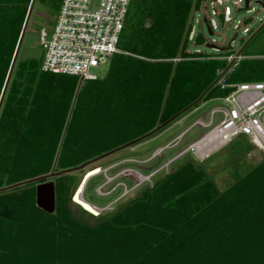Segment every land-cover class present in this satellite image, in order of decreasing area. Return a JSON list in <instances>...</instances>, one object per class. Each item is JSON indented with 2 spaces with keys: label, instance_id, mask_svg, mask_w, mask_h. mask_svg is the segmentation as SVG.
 Returning a JSON list of instances; mask_svg holds the SVG:
<instances>
[{
  "label": "trees",
  "instance_id": "16d2710c",
  "mask_svg": "<svg viewBox=\"0 0 264 264\" xmlns=\"http://www.w3.org/2000/svg\"><path fill=\"white\" fill-rule=\"evenodd\" d=\"M30 2L0 0V95ZM205 2L132 0L118 53L95 81L44 73L42 57L16 59L0 106V190L11 187L0 192V264H16L18 251L32 253L36 242L51 254L45 264H264V159L243 172L231 166L220 187L214 170L187 155L90 223L68 206L79 170L50 179V215L35 206L36 183L21 184L139 139L201 96L206 102L234 84L264 81V51H247L262 27L236 52L242 59L223 75L225 88L213 85L232 53L191 52V17ZM242 140L236 150L246 154L252 147Z\"/></svg>",
  "mask_w": 264,
  "mask_h": 264
},
{
  "label": "rangeland",
  "instance_id": "374dc122",
  "mask_svg": "<svg viewBox=\"0 0 264 264\" xmlns=\"http://www.w3.org/2000/svg\"><path fill=\"white\" fill-rule=\"evenodd\" d=\"M257 1L250 0L248 8H244L243 0H226L224 7L229 8L231 12V22L222 23L221 19L211 17L217 25V30L212 36L208 34L204 23L206 8L202 5L200 9L202 8L201 10H204V12L195 14L193 17L194 23L191 24L193 25V40H188L191 52L205 55L208 58L224 59L220 53L224 51L222 49L227 47L236 34L233 30L234 26L241 23L237 39L231 44L230 52L235 55L249 38L260 27L264 26L260 23L264 19V8L256 4ZM57 2L58 0L34 1L20 45L18 61H37L42 57L43 52L39 44V36L42 31L50 33L57 13V10L53 8ZM196 20L200 23H196ZM245 26L249 30H253L250 37L241 35V30ZM198 39L201 43L196 44ZM209 45H215L219 50L214 51L208 47ZM247 51H264V32L247 46ZM108 65L109 61L106 60L99 68L92 70V73L100 79L105 76ZM219 106H221V103L216 100L200 101L195 107L184 112L173 122L135 145L114 152L74 172L80 180L76 190L70 195L68 203L72 216L82 222L90 223L94 222L93 218H97L98 215H109L123 206L128 199L137 195L142 187L151 185L164 173L186 161L188 159L187 155L190 156L188 153L184 154L186 148L202 138L211 129L194 125L195 122L198 119L207 121L213 109ZM220 119V115H214L213 126H216ZM179 136H181V139L178 145L172 147V141ZM242 139H234L225 147L210 153L201 161L192 155L190 158L195 162L204 164L208 170H214L212 178L220 187H224L228 181L227 172L231 166L234 165L237 170L243 172L247 169L249 163L264 159V154L252 148L247 149L246 154L238 153L236 150L237 145H245ZM166 164L168 165L166 166ZM96 169L98 172L85 180V176ZM150 175L153 176L148 178ZM78 190H80L81 199L88 201L91 208H95L93 209L94 212L85 211L74 203L73 196ZM71 191L72 186L69 185V193ZM35 246V251L32 250V253L28 248H23L24 251H18L16 264H45L47 257L51 256L50 252L44 246L39 247L38 242L35 243Z\"/></svg>",
  "mask_w": 264,
  "mask_h": 264
},
{
  "label": "built area",
  "instance_id": "2783aa9c",
  "mask_svg": "<svg viewBox=\"0 0 264 264\" xmlns=\"http://www.w3.org/2000/svg\"><path fill=\"white\" fill-rule=\"evenodd\" d=\"M258 1L264 4V1ZM131 2L132 0H61L50 33L42 31L39 36L43 52L40 70L52 75L76 77L81 82L98 79L92 70L118 53L120 35ZM225 2L226 0H206L203 4L206 8L204 23L212 35L217 30V25L211 17L221 19L222 23L231 22V12L224 7ZM201 9L192 15L191 24L194 23L195 14L204 12ZM195 22L200 23L198 20ZM262 22L264 19L260 21ZM240 26L241 23H237L233 28L236 39ZM252 32L245 26L241 35L248 37ZM188 40H193V25ZM241 59L239 53L225 58L228 67L225 72L219 73L216 85L225 88L223 75L231 72ZM231 88L232 91L227 96L212 99L219 101L221 106L213 109L207 121L198 119L195 122L194 125L211 129L189 145L184 154L188 153L201 161L236 138L245 139L254 150L264 154V81L234 84ZM216 114L221 119L213 126ZM180 139L181 136L173 140L172 147L177 146Z\"/></svg>",
  "mask_w": 264,
  "mask_h": 264
},
{
  "label": "water",
  "instance_id": "95a60500",
  "mask_svg": "<svg viewBox=\"0 0 264 264\" xmlns=\"http://www.w3.org/2000/svg\"><path fill=\"white\" fill-rule=\"evenodd\" d=\"M34 1L35 0H31V2H30V5L28 7L27 14H26V17H25V20H24L20 35H19L16 47H15V50H14V53H13V56H12L10 67H9V70H8V73H7V76H6L2 91H1V95H0V106H1V102H2V99H3L4 93L6 91L9 79H10V75H11L12 69L14 67V64L16 62V59H17V56H18V53H19V49H20V45H21V42H22V38L24 36L25 30H26V27H27V24H28V20H29V17H30V14H31V11H32V8H33V5H34ZM249 2H250V0H243L244 8H248ZM257 4L260 5L262 8H264V4H262L260 1H258ZM262 27H264V26H262ZM262 27H260L252 37H254L260 31V29ZM206 29H207L208 34L210 36H212V33L210 32V30H209V28L207 26H206ZM235 40H236V35H234L232 37V39L230 40V42L228 43V45L226 47L227 50L231 49V44ZM208 47L210 49H212V50H216V51L219 50L215 45H209ZM216 81L213 83V85L216 84ZM202 97L203 96H201L195 103H193V105L199 103L202 100ZM193 105L187 107L186 109H184L183 111H181L180 113H178L174 117L170 118L169 120H167L163 124L157 126L153 131H151L150 133L146 134L145 136H143V137H141L139 139H136V140H134V141H132V142H130L128 144H125V145H123V146H121V147H119L117 149H114V150H112V151H110V152H108V153H106L104 155H101V156H99V157H97V158H95V159H93V160H91L89 162H86V163L82 164L81 166H79L77 168H72V169H69V170H66V171H62V172H58V173H53L52 172V173H50L47 176H43L41 178H36V179L30 180V181H27V182H24V183H21V184L36 183V185H35V206L39 210H41L42 212L50 215L55 210V189H54V183L50 179H52L54 177H59V176H61L63 174H66V173H69V172H72V171L81 170L84 167L88 166L89 164H92V163H94V162H96V161H98V160H100V159H102V158H104V157H106V156H108L110 154H113L114 152H117V151L122 150L124 148H128L130 146L135 145L136 143H138L141 140L145 139L146 137H149L150 135L158 132L160 129H162L166 125L170 124L171 122H173L177 117L182 115L188 109L192 108ZM9 188H11V187H9ZM9 188L1 189L0 192L4 191V190H7Z\"/></svg>",
  "mask_w": 264,
  "mask_h": 264
},
{
  "label": "bare ground",
  "instance_id": "6f19581e",
  "mask_svg": "<svg viewBox=\"0 0 264 264\" xmlns=\"http://www.w3.org/2000/svg\"><path fill=\"white\" fill-rule=\"evenodd\" d=\"M97 172H98L97 169H96V170H93L92 172H89L88 175L85 176V180H86L88 177H90V176L96 174ZM83 183H84V182H83ZM73 201H74V203H76L77 205H79L81 208H83L85 211H89V212H91V213L94 212L93 209H95V208H91L87 203H85V202L81 199V196H80V190H78V191L75 193V195L73 196Z\"/></svg>",
  "mask_w": 264,
  "mask_h": 264
}]
</instances>
